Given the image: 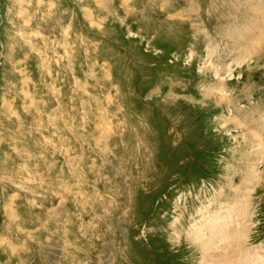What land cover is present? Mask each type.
<instances>
[{"label":"rangeland","instance_id":"rangeland-1","mask_svg":"<svg viewBox=\"0 0 264 264\" xmlns=\"http://www.w3.org/2000/svg\"><path fill=\"white\" fill-rule=\"evenodd\" d=\"M220 212L264 264V0H0V264H200Z\"/></svg>","mask_w":264,"mask_h":264},{"label":"bare ground","instance_id":"bare-ground-1","mask_svg":"<svg viewBox=\"0 0 264 264\" xmlns=\"http://www.w3.org/2000/svg\"><path fill=\"white\" fill-rule=\"evenodd\" d=\"M239 209L240 208L238 206H231V208L229 209L228 213H231L230 215L232 217H235L234 222H236V220H238V217H240L241 209ZM223 214L224 213L221 212L215 213L213 216H210L209 219H205V222L208 220L206 226L201 227L202 229L200 230H196L204 231L206 229L205 233L200 232L195 233L194 235L193 232L192 235H190L193 238L196 237L191 240L198 243L200 251L202 252V259L200 260V264H229V257L232 256L228 255V249L225 250L224 248L228 246V241H234L235 239H237V235H235V233H238L239 228H235L236 225L232 226V224L235 223H229L228 219H226L228 215ZM199 226H201V224ZM232 227H234L235 229ZM212 252H214L215 255H213ZM238 252L240 251L236 247L233 255V258L235 260H231L230 264H242V256L240 257V254L238 255Z\"/></svg>","mask_w":264,"mask_h":264}]
</instances>
